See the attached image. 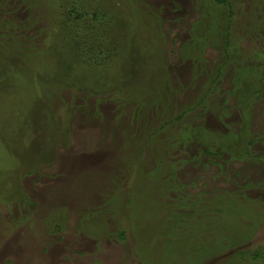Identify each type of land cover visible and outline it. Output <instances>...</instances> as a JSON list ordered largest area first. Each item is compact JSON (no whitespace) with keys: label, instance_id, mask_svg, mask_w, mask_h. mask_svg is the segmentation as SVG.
<instances>
[{"label":"rangeland","instance_id":"rangeland-1","mask_svg":"<svg viewBox=\"0 0 264 264\" xmlns=\"http://www.w3.org/2000/svg\"><path fill=\"white\" fill-rule=\"evenodd\" d=\"M229 2L0 0V264H264V0Z\"/></svg>","mask_w":264,"mask_h":264},{"label":"trees","instance_id":"trees-1","mask_svg":"<svg viewBox=\"0 0 264 264\" xmlns=\"http://www.w3.org/2000/svg\"><path fill=\"white\" fill-rule=\"evenodd\" d=\"M215 5H218V6H221V5H226V4H228V3H230L229 1L230 0H211ZM78 17H81V15H79ZM93 17H95V20L97 19L96 17V15H94ZM93 23H94V21H93ZM104 27H106V26H102V31L104 32V30H103V28ZM97 28L98 27H91L90 29H89V36H90V43L91 44H94L95 46H96V48H97V50L96 51H91L90 49H88L87 50V52L86 51H82L81 49H80V53L79 54H77L75 57H77V59H76V61H77V63L78 64H82V70L84 69V70H87L88 69V67H90V62L92 61V64H94L95 63V66H103V65H101L103 62H104V65H107L108 63H109V61H110V56H108V55H106V53L107 52H110V46L109 45H111V43H110V41H109V39L110 40H113L114 39V36L113 35H109L107 32V30H106V32L104 33V34H100V35H95L94 33H95V31L97 30ZM79 40V39H78ZM83 43V42H82ZM81 45V43H78L77 45ZM79 45V46H80ZM83 48H85V47H83ZM235 48H232V47H230V45L227 43L225 46H224V51H223V54L224 55H226L225 57L227 58L226 60H224L223 62H222V67L223 68H225V66L230 62V60H229V58H228V51H230V50H232L231 51V57H232V59L234 58V56H235V54H236V52H235V50H234ZM234 51V52H233ZM230 57V56H229ZM231 59V60H232ZM4 64H5V62L2 64V66H3V68H4ZM2 70V69H1ZM238 72L240 71V72H243V73H246V75H242L241 76V78L240 79H238L237 81H239L240 82V84H242L241 86H239L238 84H236L235 83V81H234V83H235V85H237L236 87H241V88H244L245 86H248V85H250V80H248V74H250V72L248 71V70H252V68L250 67V66H245V67H241V68H238V69H236ZM5 70H2L1 72H0V75L1 74H3V72H4ZM4 79H5V77L4 78H1L0 77V81L1 82H3L4 81ZM251 95V94H250ZM250 95H249V97H250ZM252 98V97H251ZM184 129L186 130V131H184L183 129L182 130H180V133L177 135V136H180V137H184V136H186V137H192V134H196L195 133V131L192 133V134H189V132H191L190 131V128L189 127H184ZM197 132L199 133V134H204L203 135V137L202 138H206L205 136L206 135H208L209 137H210V139L214 136L215 138H213V139H215V142H213L212 140H210V142L211 143H213L214 144V147H216L218 150H216V151H213V150H211L210 149V147H207L205 150H204V154H206V155H208V156H210V161H211V163L212 164H216L217 162H215V160H213V157H215V156H221L222 155V153H223V151L224 152H226L225 150L227 149V148H229L230 146H231V143H228V138L226 139L227 140V143H226V140H224L223 142H221L224 138H226V136H222L221 135V137L220 136H216L215 134H211V133H209V132H207V131H204V129H201V131L199 132V130L197 129ZM188 142V140H183V142ZM217 141H218V145L216 144L217 143ZM186 142V143H187ZM179 143H181V144H183L182 143V141H180ZM186 143H184L183 144V148H181V149H184V146H186L185 144ZM212 144V145H213ZM207 145H210V143L209 142H207V144H206V146ZM224 154V153H223ZM259 162H262V163H264V158H262L261 159V161H259ZM165 182L166 183H170L168 180H166L165 179ZM162 187V186H161ZM163 188V187H162ZM172 189V191H174V192H180L181 193V195L182 196H179V198L180 199H182L183 200V202H187V199H190L188 196H189V194L186 192V190H177V188L176 189H173V188H171ZM165 194V193H164ZM223 196V194H220L219 195V197L221 198ZM225 199L227 200V202H229L231 205H235V204H237L236 203V201L233 199V197H231L230 199H228V197H225ZM192 203V202H191ZM189 205H192V204H189ZM239 205V204H238ZM181 217H184V216H181ZM201 227V229L203 230V228L205 229V227H206V225H204V226H200ZM200 229V228H199ZM207 231V230H206ZM207 233V232H206ZM201 234H204V233H201ZM122 237H124V235H122Z\"/></svg>","mask_w":264,"mask_h":264}]
</instances>
